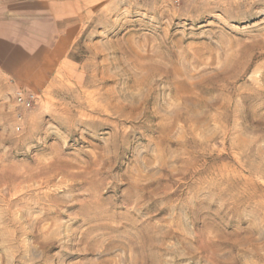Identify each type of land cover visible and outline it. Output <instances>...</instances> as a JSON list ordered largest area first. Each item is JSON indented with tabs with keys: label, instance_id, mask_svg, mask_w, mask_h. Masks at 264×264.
<instances>
[{
	"label": "rangeland",
	"instance_id": "obj_1",
	"mask_svg": "<svg viewBox=\"0 0 264 264\" xmlns=\"http://www.w3.org/2000/svg\"><path fill=\"white\" fill-rule=\"evenodd\" d=\"M56 7L0 67V264H264V0Z\"/></svg>",
	"mask_w": 264,
	"mask_h": 264
},
{
	"label": "crops",
	"instance_id": "obj_2",
	"mask_svg": "<svg viewBox=\"0 0 264 264\" xmlns=\"http://www.w3.org/2000/svg\"><path fill=\"white\" fill-rule=\"evenodd\" d=\"M57 0H0V67L21 84L32 86L49 70L51 42L55 39ZM18 26V28H17ZM57 55L64 52L66 36L56 39ZM16 48L23 51L15 52ZM40 48V51L33 49Z\"/></svg>",
	"mask_w": 264,
	"mask_h": 264
},
{
	"label": "built area",
	"instance_id": "obj_3",
	"mask_svg": "<svg viewBox=\"0 0 264 264\" xmlns=\"http://www.w3.org/2000/svg\"><path fill=\"white\" fill-rule=\"evenodd\" d=\"M33 99H34L33 94L26 96L25 94H23L20 91L17 92L16 102L23 107H26V108L30 107Z\"/></svg>",
	"mask_w": 264,
	"mask_h": 264
}]
</instances>
